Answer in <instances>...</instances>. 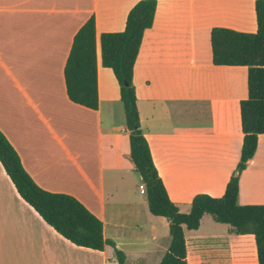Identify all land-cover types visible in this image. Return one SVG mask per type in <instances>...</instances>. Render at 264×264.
I'll return each mask as SVG.
<instances>
[{"label": "crops", "instance_id": "0c3cea01", "mask_svg": "<svg viewBox=\"0 0 264 264\" xmlns=\"http://www.w3.org/2000/svg\"><path fill=\"white\" fill-rule=\"evenodd\" d=\"M137 1L0 0V131L39 187L75 197L101 220L104 238L125 254V264H158L170 242L169 224L149 210L130 158L119 85L101 64L98 43L102 32L124 29ZM254 3L157 0L144 31L133 70L140 125L181 212L198 193L221 196L237 168L247 67L214 64L210 31L254 32ZM90 16L96 109L69 99L63 75L73 36ZM237 202L264 204V133L239 175ZM204 219L197 229H184L188 264H257L254 235L236 234L226 223L204 227ZM0 264L117 261L108 245L77 246L55 231L21 198L0 163Z\"/></svg>", "mask_w": 264, "mask_h": 264}, {"label": "trees", "instance_id": "16d2710c", "mask_svg": "<svg viewBox=\"0 0 264 264\" xmlns=\"http://www.w3.org/2000/svg\"><path fill=\"white\" fill-rule=\"evenodd\" d=\"M156 6L157 0H138L127 13L124 29L102 32L98 43L101 64L113 71L119 85L130 158L141 176L149 210L166 218L169 224L170 242L158 264H188L184 229H197L204 214L228 224L236 234L254 235L257 264H264V204L237 202L239 175L256 150L258 134L264 133V0L254 3V32L220 26L210 31L214 64L247 67V97L240 101L243 139L237 168L224 193L219 197L196 194L188 212H181L168 196L141 129L137 108L134 64L144 31L153 24ZM96 61L95 20L90 16L74 34L63 69L69 99L90 109L98 106ZM0 163L21 198L55 231L77 246L103 250L108 245L117 264H125V254L111 239L104 238L101 220L75 197L39 187L1 131Z\"/></svg>", "mask_w": 264, "mask_h": 264}, {"label": "rangeland", "instance_id": "374dc122", "mask_svg": "<svg viewBox=\"0 0 264 264\" xmlns=\"http://www.w3.org/2000/svg\"><path fill=\"white\" fill-rule=\"evenodd\" d=\"M206 218H208V221L206 219L203 220L204 227L208 226V224H215L216 225L215 221L212 220V217H211L210 214H206ZM203 232L204 233H211L210 230H208L206 228L203 229ZM225 243L226 242L223 241V244H225ZM228 245H229L228 247H232L233 248V243L232 244L231 243L230 244L228 243Z\"/></svg>", "mask_w": 264, "mask_h": 264}]
</instances>
